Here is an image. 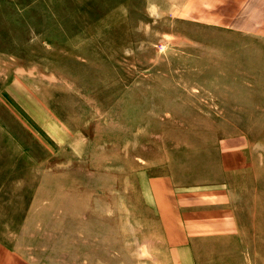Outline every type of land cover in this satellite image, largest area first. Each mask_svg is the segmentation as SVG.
Segmentation results:
<instances>
[{"label":"rangeland","instance_id":"obj_1","mask_svg":"<svg viewBox=\"0 0 264 264\" xmlns=\"http://www.w3.org/2000/svg\"><path fill=\"white\" fill-rule=\"evenodd\" d=\"M0 264H264V0H0Z\"/></svg>","mask_w":264,"mask_h":264},{"label":"crops","instance_id":"obj_2","mask_svg":"<svg viewBox=\"0 0 264 264\" xmlns=\"http://www.w3.org/2000/svg\"><path fill=\"white\" fill-rule=\"evenodd\" d=\"M221 191L222 192H220L219 198H220V200H223L221 202L223 203L224 208H228L230 210V208H232L233 205H232V200L231 199L228 200V197H230L229 190L226 188H222ZM206 197H208V196H206ZM230 213H232V211L226 210V214H228V217H229ZM188 218L184 222L186 223L185 224L186 231H188V237H190V238L198 237L200 234V232H198V229H200V228H202L203 231H208V232H211V231H209L210 229H214V227L210 226V223H211L210 220L200 222L199 220L195 219L194 217H192V218L190 217L191 219H188ZM221 221H223V223H224V227H223L224 230L230 231L232 229H235V225H234L235 220L232 221V219H224ZM236 221H235V223H236ZM202 223H204L203 226H202Z\"/></svg>","mask_w":264,"mask_h":264}]
</instances>
